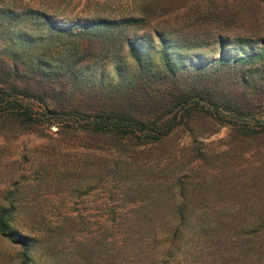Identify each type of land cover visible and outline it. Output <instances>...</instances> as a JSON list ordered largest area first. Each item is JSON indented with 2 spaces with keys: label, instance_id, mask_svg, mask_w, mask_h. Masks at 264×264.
Here are the masks:
<instances>
[{
  "label": "rangeland",
  "instance_id": "obj_1",
  "mask_svg": "<svg viewBox=\"0 0 264 264\" xmlns=\"http://www.w3.org/2000/svg\"><path fill=\"white\" fill-rule=\"evenodd\" d=\"M6 1L64 24L145 16L113 31L123 50L146 48L156 29L205 50L218 33L232 54L264 48V0H189L168 13L154 0ZM41 20L18 25L37 34ZM93 75L117 79L111 61L82 77ZM9 126L0 129V199L13 198L14 225L37 237L32 264H264V108L235 124L195 116L156 146L56 124ZM18 248L0 240V264H20Z\"/></svg>",
  "mask_w": 264,
  "mask_h": 264
},
{
  "label": "trees",
  "instance_id": "obj_2",
  "mask_svg": "<svg viewBox=\"0 0 264 264\" xmlns=\"http://www.w3.org/2000/svg\"><path fill=\"white\" fill-rule=\"evenodd\" d=\"M153 2L168 13L189 0ZM6 3L0 0V129L56 124L66 132L156 146L195 116L235 124L264 108V48L241 46L232 54L227 37L218 33L217 44L205 50L206 44L185 42L172 35L173 29H156L146 48L128 42L123 50L122 42L115 48L113 31L139 24L145 16L64 24L49 20L42 10ZM30 14L42 19L40 33L18 25ZM107 61L114 64L115 82H105L103 75L83 79L87 69ZM239 131L258 133L248 127ZM14 208L13 198L0 199V240L19 246L20 264H32L31 243L37 237L14 225ZM136 243L130 250L144 253L146 244ZM153 249L150 253L157 252Z\"/></svg>",
  "mask_w": 264,
  "mask_h": 264
}]
</instances>
